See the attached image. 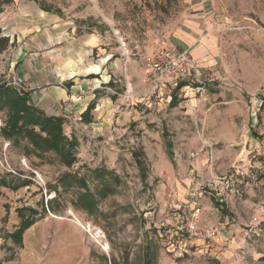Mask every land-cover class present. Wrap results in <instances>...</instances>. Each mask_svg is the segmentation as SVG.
Returning <instances> with one entry per match:
<instances>
[{
  "label": "rangeland",
  "instance_id": "1",
  "mask_svg": "<svg viewBox=\"0 0 264 264\" xmlns=\"http://www.w3.org/2000/svg\"><path fill=\"white\" fill-rule=\"evenodd\" d=\"M31 1L59 8L60 25L57 32L47 24L49 35L31 34L26 58L42 59L49 72H66L71 65L84 72L106 67L98 73L106 78L93 74L87 79L105 80L100 86L110 88L102 100L112 102L96 106L93 124L77 118L66 122V135L79 141L78 162L71 168L54 154L26 156L0 135V181L10 183L0 186V250L8 254L0 264H17L23 245L17 247L9 235L20 224L22 208L38 212L34 224L40 222L39 228H66L53 220L76 217L83 226L106 233L108 250L83 231L76 264H144L147 249L152 264H264V0ZM16 22L33 27L27 19ZM189 32L207 51L197 59L198 77L175 80L194 86L153 90L144 55L160 40L177 44L178 36ZM85 37L97 38V48L73 45V38ZM196 78L206 84L205 92L198 91ZM172 97L178 100L175 106ZM6 119L0 111V127ZM134 153L142 154V166ZM97 168L108 171L103 184L91 178ZM67 172L86 176L95 193L106 192V185L113 190L100 199L99 214L76 210L74 191L54 189ZM214 188L223 193V208L208 194ZM233 189L238 193L233 195ZM171 190L183 203L205 192L198 201L203 225L216 224L212 212L220 207L242 224L235 237L242 238L241 231L260 214L263 231L230 245L195 241L186 252L183 214L167 207ZM262 201L263 213L258 208ZM41 259L62 264L56 257Z\"/></svg>",
  "mask_w": 264,
  "mask_h": 264
},
{
  "label": "crops",
  "instance_id": "2",
  "mask_svg": "<svg viewBox=\"0 0 264 264\" xmlns=\"http://www.w3.org/2000/svg\"><path fill=\"white\" fill-rule=\"evenodd\" d=\"M40 2L31 0H21L18 2L17 0L16 9L8 6L2 13L0 17V31L2 32V36L9 37L11 43L15 42V45L0 54V82L7 83L15 78H22L27 87V90L24 92L30 93L31 102L35 107L45 111L48 115L62 116L67 121H71L72 118L81 120V115L86 111L90 103L96 102L97 106H100V103L105 102V104H108L109 101L112 102L111 98L102 100L104 90L110 88L107 85L100 86L99 83H107L105 80L101 82L96 79L99 82H94L95 80L92 81L93 79H87L88 76L93 74L100 75L98 74L99 70L104 73L107 68L97 65L95 67H98V72L95 70L92 72H84V68L71 65L66 72L60 69L49 72L45 69L42 59L34 60L33 56L32 59L26 58L29 53L27 45L31 34L49 35L48 28H46L47 24H51L52 29L56 31L59 29L60 18L55 16L56 14L54 13L43 10ZM24 19L31 21V25L33 26L31 29L21 26V24L19 26L16 22ZM178 37L177 44H173L180 50L189 49L198 66L197 59L200 61L204 57L207 51L206 46H203V44L198 46L197 37L191 32L185 33V35H179ZM51 39L54 40L53 35ZM73 41V45L77 43L86 50H90L97 48L99 40L94 37H85L83 39L73 38ZM101 50L107 52L106 49ZM121 58V60H124L122 56ZM109 60H111V57L106 59V61L104 59V65ZM116 60L120 59L117 58ZM37 75H39L40 80L34 81ZM100 76L102 79L106 78L104 75ZM114 82L116 81L114 80ZM68 83L73 85L67 88L65 84ZM179 83L181 81L170 80L168 85L175 90ZM186 83L187 85L181 89L191 85L190 82ZM261 101L263 106V98ZM219 204L223 208V203ZM213 209L214 212L212 213L217 216L216 224L214 225L222 229L216 241L224 245L232 244L237 238L241 241L240 235L235 237L234 234L237 233L236 228L242 224H236L232 215L227 212H222L220 207ZM55 219L53 221L59 224L61 223V226H65L66 228H39L41 223L36 222L26 230L23 235V247L18 253L19 258H17V264H49L48 261L41 259L42 256L48 258L56 257L62 264H76V252L77 249H80L84 231L83 228H79L78 226L83 227V225L81 222H78L76 217L74 219L78 223L70 218L61 217L57 218V220ZM7 242H10V240ZM43 248L47 249L45 253L40 251ZM7 256L8 254L5 250H0V259H4Z\"/></svg>",
  "mask_w": 264,
  "mask_h": 264
},
{
  "label": "trees",
  "instance_id": "3",
  "mask_svg": "<svg viewBox=\"0 0 264 264\" xmlns=\"http://www.w3.org/2000/svg\"><path fill=\"white\" fill-rule=\"evenodd\" d=\"M14 3V0H0V17L5 9ZM41 8L46 12L60 14L59 8L47 6L43 1L40 2ZM9 37H3L0 31V54L4 53L9 47L14 46ZM90 77L94 78V75ZM73 84H65L70 88ZM109 85L114 86L112 82ZM186 82L179 83L175 89L178 92ZM177 99L172 98L170 105L175 106ZM264 105V97H263ZM97 103L92 102L81 115V121L84 124L94 123L93 111ZM0 111L7 113V119L0 127V135L5 139L13 141L16 147L22 149L26 156L35 154L39 157H45L48 154H54L60 164L69 168L78 162L76 150L79 146L78 139L73 136L69 138L65 133L66 118L62 116H51L45 111L35 107L30 98L29 92H18L15 88L7 86L3 81L0 82ZM165 134L167 132L165 131ZM142 154L134 153L135 160L139 166H142L140 159ZM107 170L97 168L93 170V177L98 183H105ZM26 183H30L27 181ZM0 186L10 187V183L1 180ZM61 188L64 192L74 191L75 196L71 200L72 206L79 211L85 212L88 216L99 214V201L106 198L113 190L109 186H104L106 192L95 193L91 190L86 176H80L78 173H64L55 186L56 191ZM38 212L32 208H22L19 210L20 224L16 230L9 235L17 247L23 245V235L35 222L34 217ZM151 238H149L148 241ZM150 250L144 254V264H152Z\"/></svg>",
  "mask_w": 264,
  "mask_h": 264
},
{
  "label": "built area",
  "instance_id": "4",
  "mask_svg": "<svg viewBox=\"0 0 264 264\" xmlns=\"http://www.w3.org/2000/svg\"><path fill=\"white\" fill-rule=\"evenodd\" d=\"M126 54L129 56L128 52H126ZM126 60V63H128V59ZM144 65L148 75V80L152 82L153 90L165 89L168 86L170 80L185 79L191 76L196 77V72L198 69L197 63L192 57L190 50H180L176 48L175 45L167 38L160 40L152 52L144 55ZM196 81L200 83V85L197 87L198 91L205 92L206 84L202 83L200 78H196ZM6 84L9 87L15 88L18 92H24L27 90L25 81L22 78H15L8 81ZM190 86L193 87L194 84L191 83ZM231 191L233 195L238 193L234 189ZM204 193L205 192L191 195L190 200L186 201L185 203L181 201L178 192L171 190L168 194V210L173 214H178L181 212L183 214L182 219L185 221L184 224L188 234L186 242L183 245V248L186 252L188 247L194 245L195 241H199L203 244L216 241L222 231V229L217 225H203L201 223L203 208L198 205V201L204 195ZM208 194L219 203H224L223 193L220 192L218 188H214V190ZM258 208L263 213V201L260 202ZM260 216L253 217L251 225L249 226L250 229L241 231L242 242H248V240H251L253 234L259 235L260 232L263 231V228H261L259 225L261 221L263 222V218H260ZM83 229L104 250L109 249L106 233L102 229L93 227L90 224L83 226Z\"/></svg>",
  "mask_w": 264,
  "mask_h": 264
},
{
  "label": "bare ground",
  "instance_id": "5",
  "mask_svg": "<svg viewBox=\"0 0 264 264\" xmlns=\"http://www.w3.org/2000/svg\"><path fill=\"white\" fill-rule=\"evenodd\" d=\"M73 214V212H71Z\"/></svg>",
  "mask_w": 264,
  "mask_h": 264
}]
</instances>
